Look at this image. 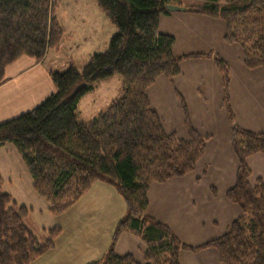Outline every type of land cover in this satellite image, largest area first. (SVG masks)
<instances>
[{
  "label": "trees",
  "instance_id": "obj_1",
  "mask_svg": "<svg viewBox=\"0 0 264 264\" xmlns=\"http://www.w3.org/2000/svg\"><path fill=\"white\" fill-rule=\"evenodd\" d=\"M204 0L187 11L226 22L225 39L238 44L250 69H264V0ZM117 32L107 50L94 53L80 69L74 62L52 72L56 91L34 109L0 124V147L12 144L26 164L34 191L49 203L53 214L72 208L103 182L123 197L127 214L118 222L111 244L88 264H181L182 250L214 248L222 264H264V179L252 182L248 157L264 154V132L241 128L231 107V71L214 57L224 89L233 147L239 160L235 185L227 197L240 216L220 237L200 246L183 243L166 224L147 213L148 192L154 182H167L192 173L209 141L191 128L188 138L168 134L150 104L148 89L160 76L180 74L183 59L174 54V36L160 31V18L181 0H97ZM57 0H0V85L6 67L22 56L40 62L49 49H58L64 29L57 17ZM119 76L122 92L89 122L80 121V101L97 83ZM0 173V264H32L56 245L60 228L49 230L41 242L24 219L28 208L3 192ZM129 231L143 241L144 261L120 256L116 244Z\"/></svg>",
  "mask_w": 264,
  "mask_h": 264
},
{
  "label": "crops",
  "instance_id": "obj_2",
  "mask_svg": "<svg viewBox=\"0 0 264 264\" xmlns=\"http://www.w3.org/2000/svg\"><path fill=\"white\" fill-rule=\"evenodd\" d=\"M73 1L80 3L82 0ZM182 6L187 8L184 4ZM91 19L86 17L84 21ZM105 19L109 22L107 17ZM59 21L64 29V38L58 49H49L40 62L22 56L6 67V80L0 85V124L34 109L53 94L56 85L52 72L74 62L73 46L79 47L87 40L80 37L72 42V35ZM92 24H87L86 30L102 47L109 45L108 39L103 37V27L97 29ZM111 25L110 22L105 25L108 37L112 34ZM160 31L174 36L176 56H198L183 59L180 74L173 79L160 76L148 89L150 104L161 117L166 133L187 139L189 123L196 132L208 136L209 141L204 156L192 173L150 185L146 213L169 226L183 243L197 247L225 234L241 214L238 205L227 197L228 190L237 180L239 160L233 147L230 116L224 104L222 78L213 55H220L230 68L229 91L236 122L241 128L257 133L264 132V69H250L245 65L242 48L226 41V22L220 18L187 10L171 12L161 16ZM85 62L74 63L81 68ZM115 76L97 83L94 90L83 98L94 93L97 97L102 85L105 99L100 105L95 98L94 106L81 112L83 99L80 101L78 113L83 118L79 117L80 120L89 122L120 95L122 80ZM115 81L116 92L112 87ZM6 148L17 151L12 144L0 147ZM247 161L254 182L259 178L254 173L256 166L264 168V154L251 155ZM22 163L24 161L19 154L13 173L15 171L17 175L20 167L19 173L23 174L26 166ZM89 196L88 202L80 207L91 204L93 210L90 213L78 212L80 215L72 222L70 231H65L66 242L59 237L55 247L35 263L88 264L105 254L118 222L127 214V206L114 187L96 182L72 209L79 207V203ZM144 249L140 237L129 231L122 232L116 244L118 255L133 254L142 262ZM180 262L222 264L214 248L182 250Z\"/></svg>",
  "mask_w": 264,
  "mask_h": 264
},
{
  "label": "rangeland",
  "instance_id": "obj_3",
  "mask_svg": "<svg viewBox=\"0 0 264 264\" xmlns=\"http://www.w3.org/2000/svg\"><path fill=\"white\" fill-rule=\"evenodd\" d=\"M248 1L249 0H237L236 4L244 5ZM57 2H58V6L56 8L57 17L59 18V20L62 21L65 30L70 35H72L73 37L72 42L77 41L80 37H83L84 39L87 38L85 43H82L81 46L79 47L73 46L74 51L72 52V56H73V61L76 64H80L83 61L87 62L89 58L96 52H104L105 50H107L106 47H108V45L102 47V45L96 40V38L92 35V33H89L86 30L87 24L91 22L93 23L92 25L94 27H97V29H100L101 27H103V37L104 39L106 38L108 39V44L111 38L113 37V35L117 32L116 27L112 24L111 25L113 27L112 34L109 37L107 36L106 34L107 28L105 25L109 24V22L106 21L105 18L107 16L105 12L102 11L100 7L98 6L97 0L95 1L94 0L93 1L92 0H82L80 1V3L79 1L74 2L73 0L71 1L58 0ZM182 3L187 7H196V6L203 5L204 1L203 0H182ZM86 17L89 19L92 18L91 21L85 23L84 18ZM99 36H100V33H99ZM115 78H118L119 80H121L117 76H115ZM116 84L117 83L115 81L114 85H112L114 92H116L117 90ZM99 88L100 89L97 92L98 94L97 97L94 93L93 95H89L88 97H86V99H83L81 112L84 108L94 106L95 98L97 101H100L98 105H100L104 101L105 99L104 86L101 85ZM121 92H120V95H121ZM102 109H107V108H102ZM80 116H81V113L79 117ZM80 119H83V118L80 117ZM18 158H19V153H17V151H14L10 148L0 149V173L3 178L2 191L11 194L12 197L16 200V202L19 205H23L26 208H28V214L25 217L24 221L26 225L28 226V228L36 235L37 238H39L41 242H44L48 238L49 230L54 229V228H60L61 233H62V235L60 234L61 236L59 235L56 238L55 240L56 244H57V240L59 237L60 238L62 237V240L66 242V239L64 236L65 231L67 230L70 231V227L74 219L78 217L80 214H82V212L90 213L93 210V207H90L91 204L85 206L84 208L80 207L84 205L85 202H88V199L91 198V196L86 197L85 200H82L79 203V207H75L76 209L70 208L64 213L53 214L49 209L48 201L44 197H41L34 191V188L32 185L33 183L32 177L25 163H22L24 166H26L25 171L23 172L22 175L21 173H19L20 167L17 168V173H18L17 175L15 171L13 173L12 170H13V167L16 166V163H18ZM254 173H255V176L259 175V178L262 177V179H264V168H261V165L256 166ZM257 179L254 182H256ZM250 180L252 181V177ZM78 208H80L82 211H79ZM86 209H89V210L86 211ZM35 262H33V264H38Z\"/></svg>",
  "mask_w": 264,
  "mask_h": 264
},
{
  "label": "water",
  "instance_id": "obj_4",
  "mask_svg": "<svg viewBox=\"0 0 264 264\" xmlns=\"http://www.w3.org/2000/svg\"><path fill=\"white\" fill-rule=\"evenodd\" d=\"M168 10H170L171 12H180V11H184L187 10L184 6L181 5H174V4H170L167 6Z\"/></svg>",
  "mask_w": 264,
  "mask_h": 264
}]
</instances>
